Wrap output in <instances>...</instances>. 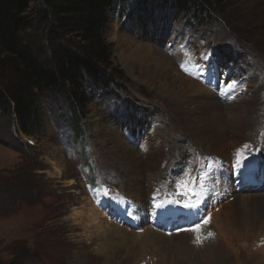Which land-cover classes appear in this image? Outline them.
<instances>
[{
	"label": "rangeland",
	"instance_id": "obj_1",
	"mask_svg": "<svg viewBox=\"0 0 264 264\" xmlns=\"http://www.w3.org/2000/svg\"><path fill=\"white\" fill-rule=\"evenodd\" d=\"M159 1L109 16L81 132L49 96L33 135L0 114V264H264V0Z\"/></svg>",
	"mask_w": 264,
	"mask_h": 264
},
{
	"label": "trees",
	"instance_id": "obj_2",
	"mask_svg": "<svg viewBox=\"0 0 264 264\" xmlns=\"http://www.w3.org/2000/svg\"><path fill=\"white\" fill-rule=\"evenodd\" d=\"M36 1L0 0V114L24 134L33 135L40 125L37 99L49 96L67 108L65 119L75 132H81L83 105L98 91L107 94L112 83L104 70L110 56L102 36L109 16L147 12L149 0H42L56 24L48 28L49 48L35 50L24 43L22 31L31 25L26 12ZM191 5L201 13L207 4L204 0H160L155 9L171 7L181 13ZM34 10L40 20L48 19L49 12ZM72 32L83 42L74 50L60 37Z\"/></svg>",
	"mask_w": 264,
	"mask_h": 264
},
{
	"label": "bare ground",
	"instance_id": "obj_3",
	"mask_svg": "<svg viewBox=\"0 0 264 264\" xmlns=\"http://www.w3.org/2000/svg\"><path fill=\"white\" fill-rule=\"evenodd\" d=\"M165 66H166V65H163V67H165ZM161 68H162V67H161ZM167 68H168V67H167ZM157 69H158V68H157ZM154 70H155V68H154ZM159 70H160V69H159ZM159 70H158V71H159ZM160 74H161V75H164V72H162V73H160ZM188 81H189V80H188ZM188 81H187V82H188ZM189 84H190V83H189ZM206 90H207V89H206ZM131 167H132V166H131ZM101 214H102V213H101Z\"/></svg>",
	"mask_w": 264,
	"mask_h": 264
}]
</instances>
